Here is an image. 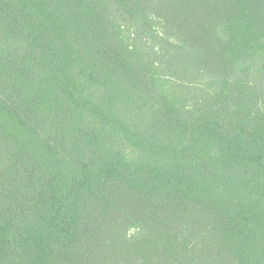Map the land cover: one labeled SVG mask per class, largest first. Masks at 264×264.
I'll return each mask as SVG.
<instances>
[{"label": "trees", "instance_id": "16d2710c", "mask_svg": "<svg viewBox=\"0 0 264 264\" xmlns=\"http://www.w3.org/2000/svg\"><path fill=\"white\" fill-rule=\"evenodd\" d=\"M0 264H264V0H0Z\"/></svg>", "mask_w": 264, "mask_h": 264}]
</instances>
